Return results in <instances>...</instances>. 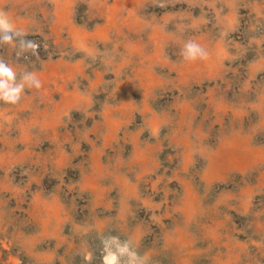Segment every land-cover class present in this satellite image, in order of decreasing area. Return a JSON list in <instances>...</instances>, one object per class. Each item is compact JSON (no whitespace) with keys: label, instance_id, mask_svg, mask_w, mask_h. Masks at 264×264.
<instances>
[{"label":"rangeland","instance_id":"rangeland-1","mask_svg":"<svg viewBox=\"0 0 264 264\" xmlns=\"http://www.w3.org/2000/svg\"><path fill=\"white\" fill-rule=\"evenodd\" d=\"M0 11L25 83L0 101V264H102L107 236L147 264H264V0Z\"/></svg>","mask_w":264,"mask_h":264},{"label":"clouds","instance_id":"clouds-1","mask_svg":"<svg viewBox=\"0 0 264 264\" xmlns=\"http://www.w3.org/2000/svg\"><path fill=\"white\" fill-rule=\"evenodd\" d=\"M23 32L14 28L6 13L0 11V42L10 44L14 36L23 37ZM22 45L27 49L35 50L37 44L34 41L22 39ZM207 53L198 44L187 42L185 44V59L195 60L206 58ZM28 87L40 88L41 83L32 73L24 77ZM25 88V83H17L16 72L3 60H0V101L8 104H17ZM102 264H124L123 257L129 256L131 259L127 264H147L146 259L134 248L130 251L131 241H121L118 237L107 236L102 238Z\"/></svg>","mask_w":264,"mask_h":264}]
</instances>
